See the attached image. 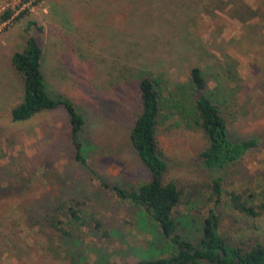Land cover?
<instances>
[{
	"label": "rangeland",
	"instance_id": "374dc122",
	"mask_svg": "<svg viewBox=\"0 0 264 264\" xmlns=\"http://www.w3.org/2000/svg\"><path fill=\"white\" fill-rule=\"evenodd\" d=\"M16 4L0 0V17L11 12L0 20V264H129L168 255L160 250L162 238L138 224L136 207L94 177L126 188L149 180L128 140L138 79L148 73L163 84L155 140L166 163L162 179L180 190L175 216L189 220L192 232L194 221L213 207L218 232L231 245H264V0ZM27 35L43 50L49 92L68 97L84 116L80 137L88 168L74 159L61 107L10 119L22 97L10 56ZM193 66L214 93L228 136L255 139L240 159L220 169L203 167V133L169 105L170 97L187 100ZM215 176L222 188L216 205L208 198ZM231 194L256 215L233 209ZM69 205L78 209V223L69 219ZM88 214L107 237L95 231Z\"/></svg>",
	"mask_w": 264,
	"mask_h": 264
},
{
	"label": "trees",
	"instance_id": "16d2710c",
	"mask_svg": "<svg viewBox=\"0 0 264 264\" xmlns=\"http://www.w3.org/2000/svg\"><path fill=\"white\" fill-rule=\"evenodd\" d=\"M10 11L0 17L5 21ZM43 50L32 35H27L20 50L13 51L10 62L21 78L22 97L10 111L11 121H23L34 114L61 107L69 122V139L74 159L88 168L83 155L81 131L85 120L73 102L61 93H50L41 69ZM188 84L190 95L187 100L170 97L169 105L176 109L183 123L198 128L203 133L206 145L199 152V158L207 170L220 169L234 163L255 144L254 138L232 140L227 133L214 93L207 88L201 70L189 69ZM163 84L158 77L146 74L138 79L139 105L128 133V140L139 161L149 172V180L126 188L108 184L94 175L98 183L110 189L119 199L136 207L138 224L152 232L153 238H162L164 257L141 258L129 264H264V245L256 243L248 249L231 245L218 232V217L213 207L207 208L192 232L186 229L189 220L175 216L174 207L180 202V190L172 182H164L165 161L159 156L155 140L156 125L161 111ZM210 196L216 205L222 193L221 179L212 177ZM231 207L248 215L256 211L236 194L230 195ZM68 217L74 222L82 220L78 209L67 206ZM93 228L102 237L108 236L103 224L88 214ZM58 224L59 221L52 218ZM59 229V228H58Z\"/></svg>",
	"mask_w": 264,
	"mask_h": 264
},
{
	"label": "built area",
	"instance_id": "2783aa9c",
	"mask_svg": "<svg viewBox=\"0 0 264 264\" xmlns=\"http://www.w3.org/2000/svg\"><path fill=\"white\" fill-rule=\"evenodd\" d=\"M36 0H27V1H25V2H21V0H16V5H18V3H22V5H24V3L28 6L29 4H32V3H34ZM10 9H14V7H12L11 6V8Z\"/></svg>",
	"mask_w": 264,
	"mask_h": 264
}]
</instances>
